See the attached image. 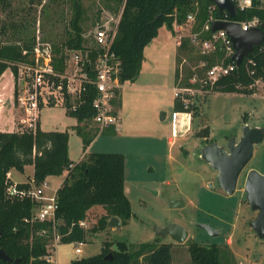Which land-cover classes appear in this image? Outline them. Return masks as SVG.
Returning a JSON list of instances; mask_svg holds the SVG:
<instances>
[{
  "label": "rangeland",
  "instance_id": "rangeland-1",
  "mask_svg": "<svg viewBox=\"0 0 264 264\" xmlns=\"http://www.w3.org/2000/svg\"><path fill=\"white\" fill-rule=\"evenodd\" d=\"M121 1L81 0L84 37H91L89 34L104 10L119 14ZM194 3L197 5L198 2ZM73 7L72 0H6L4 7L0 8V20L8 23V35L4 39L7 42L20 39L22 43L30 35L34 36L35 42L41 40L60 44L66 39V30L70 28ZM168 29L166 25L159 29L157 43L165 44L167 40L163 35L166 34L171 38L173 47L175 38ZM199 30L198 22H187L178 33L184 36L183 40H190V33ZM153 46L158 47L157 44ZM166 47L169 48L170 44L166 43L164 48ZM32 53L33 51L31 55ZM203 54L191 40L187 47L179 51L180 85H187L190 75L196 72L205 76L208 62L206 66L202 64L207 61L200 58ZM171 57L173 64L171 59L170 70L164 72L172 77L171 81H167V75L160 81L151 82L166 83L173 88L177 60L173 54ZM163 67L166 69L164 63ZM163 67L161 65V69ZM14 77V72L9 67L1 79L9 81L13 78L14 81ZM5 92H8L7 88ZM117 100L118 97L114 104ZM173 104L171 90L157 91L124 86L121 101L125 117L122 124L124 131L118 135L98 133L94 143L91 142L92 148L88 153L121 152L125 155V186L133 215L126 224L120 220L119 227L107 226L98 230V220L104 210L101 206L92 207L87 216V242L78 245L59 243L53 250L52 240L48 245L51 251L49 255H53L54 260L50 257L51 262L70 264L74 259L98 254L106 241L112 242L113 248H117L119 241H125L133 248L140 243L156 241L172 244V264H193L189 252L191 242L224 245L231 238L232 247L228 245L230 258L233 256L232 264H264V238H259L250 225L258 211L251 208L245 191V182L251 170L255 169L264 174V141L255 146L254 156L242 171L234 194H228L222 189L218 172L200 157L201 149L207 143L218 142L226 145L230 137L239 138L242 135L245 124L264 125V82L254 87L250 94L211 91L191 97L188 107L192 122H187L184 128L180 121V126L177 121H173ZM13 106L14 117L20 124L22 112L15 104ZM7 112L12 113V110L8 109ZM39 122L42 130L69 132L72 159L78 162V158L84 153V144L82 136L75 128L78 121L67 113V107L63 103L43 106ZM87 126L94 130L99 129L94 120L89 121ZM207 128L209 132L204 133ZM169 137H173V141ZM30 176L31 169L28 168L24 173L17 172L14 178L27 181ZM64 178L63 175L50 176L49 186L44 190L45 195H53V187ZM172 200L184 202L175 207ZM169 223H178L187 229L189 237L185 242L178 243L170 236L156 234V227H164ZM199 223L211 224L220 234L210 235ZM78 246L82 248L81 253L75 250Z\"/></svg>",
  "mask_w": 264,
  "mask_h": 264
},
{
  "label": "trees",
  "instance_id": "trees-1",
  "mask_svg": "<svg viewBox=\"0 0 264 264\" xmlns=\"http://www.w3.org/2000/svg\"><path fill=\"white\" fill-rule=\"evenodd\" d=\"M72 1L73 15L69 22L70 28L66 30V39L60 44L52 43L53 63L59 71L65 69L67 49L90 48L92 58L96 56V50L89 45L92 39L84 37L81 0ZM194 2H198L197 5ZM5 3L6 0H0V8ZM210 4L212 2L209 0H122L118 32L112 45L113 52L121 61L118 74L121 82L135 81L139 76L145 46L158 35L163 25L174 30L175 23H184L187 15L196 11L198 27L201 28L208 17ZM220 13L222 12L218 14ZM253 17H259L263 21L261 28L264 30V9L260 8V0H253L252 7L246 10L239 9L233 19L244 21ZM7 26V22L0 20V77L7 68L10 67L17 74L20 63L32 61L31 51L36 43L34 36L30 35L22 43L20 39L5 41ZM209 35L207 33L204 36ZM189 42L185 38L180 51ZM24 50L27 51L26 54ZM223 54L218 50L211 55L203 54L200 58L207 60L210 67L221 60ZM247 58L236 70L239 76L234 72L220 79L215 83L213 91L252 93L253 89L237 88L236 84L241 82L249 85L254 82L255 77L264 76V53L257 56L258 74L255 77L245 73ZM96 96V88L88 85L82 96V103L76 110H70L68 102L65 105L67 113L77 119L75 128L83 139L84 157L78 162L70 158L67 130L44 131L38 123L35 131L19 128L11 132L0 131V250L4 249L10 257L19 259L18 264H55L47 259L51 253L48 245L52 243L55 227L49 221L30 220L42 202L30 195H11L9 188L12 185H16L18 191H30L34 186L43 184L49 176L66 172L55 194L58 203L56 215L60 220L56 226L61 237L59 243L87 242V229L80 225V221L87 218L94 206H101L104 210L98 220V230L105 229L112 216L119 217L126 224L133 215L131 201L125 190V155L121 152H86L99 133V129L87 126L96 115L93 106ZM49 105L55 104L51 102ZM174 110L191 112L190 107L186 108L178 99L174 101ZM108 128L102 132H114ZM205 132L208 133L209 129H205ZM29 164L34 165V173L27 181H14L10 178L9 172L12 169L24 173ZM112 246V242H103L100 253L74 259L70 264H172L171 243L144 242L133 248L127 242L119 241L117 248ZM189 252L193 264H232L233 256L230 258L228 244L191 242ZM0 264L13 263L0 258Z\"/></svg>",
  "mask_w": 264,
  "mask_h": 264
},
{
  "label": "built area",
  "instance_id": "built-area-1",
  "mask_svg": "<svg viewBox=\"0 0 264 264\" xmlns=\"http://www.w3.org/2000/svg\"><path fill=\"white\" fill-rule=\"evenodd\" d=\"M231 1L236 6L237 12L239 9L243 11L253 5V0ZM260 8L264 9V0H260ZM121 12L116 15L104 10L100 19L96 21L89 34L92 39L89 45L92 49L96 50L95 58H92L90 48H86L85 50L67 49L65 69L63 71L56 70L54 67L52 43L37 40L32 50L33 60L28 63H20L18 65V73L14 74L17 77H14L12 101L22 112L19 129L35 131L38 127L42 107L51 102L54 104L63 103L64 105L68 102V108L72 111L76 110L82 103V96L87 90L88 85H93L97 91V96L93 101V106L96 109V115L93 120L98 124L99 130L102 131L111 126H115L116 128L119 126L120 117L114 108V100L119 96L123 83L118 75L121 61L113 52L112 45L118 32ZM219 12L223 14H218ZM233 18L227 10L222 11L212 2L208 6V17L200 30L192 32L188 36L201 49L202 53L210 55L220 50L224 54L221 60L210 67L206 66L207 61L202 63L206 66L205 76H200L196 72L190 75L187 85L182 86L179 83L174 88L175 99L181 100L186 107L189 106L191 97H196L197 94L211 93L215 83L220 79L234 72L239 76L236 70L241 65L238 66L234 58L236 51L231 37L226 29L213 31V23L216 21L237 22L243 30H249L254 27L261 28L263 21L259 17H253L244 21H237ZM187 22L190 24L197 22L196 11L189 13L184 23L177 25V31H182ZM207 33L210 35L205 37L204 35ZM183 37L181 33L177 36L179 46L182 45ZM255 49L258 50L255 51ZM23 52L27 53L26 50ZM250 53L253 54L248 57ZM250 53L245 57H248L245 62V73L250 77H255L258 74L257 56L264 53V41ZM263 82L264 76H258L254 78V82L251 84L243 85L239 82L236 84V87L253 89ZM181 113H185V116L188 115L186 112L176 111L173 118L174 122L177 121V115ZM176 129L175 124V132ZM47 186V182H44L40 186H34L30 191H18L16 185H12L9 188V192L11 195H30L32 198L42 202V205L37 208L30 220L49 221L53 224L55 232L52 240H54L53 250H55L61 238L60 234L56 231V226L60 221L56 215L58 203L55 196L56 191L51 196L45 195L44 190ZM80 225L87 229L89 226L87 218L81 220ZM78 244L81 243H76V245ZM75 250L78 253L82 252V248L79 246ZM47 257L50 260L51 256L48 255Z\"/></svg>",
  "mask_w": 264,
  "mask_h": 264
},
{
  "label": "water",
  "instance_id": "water-1",
  "mask_svg": "<svg viewBox=\"0 0 264 264\" xmlns=\"http://www.w3.org/2000/svg\"><path fill=\"white\" fill-rule=\"evenodd\" d=\"M209 1L214 2L222 11L227 10L232 18L235 17L237 8L231 0ZM219 29H226L231 37L236 51L234 58L238 66L256 46L264 41V30L260 27L243 30L237 22H214L212 30ZM263 141L264 125L245 124L239 138L230 137L226 145H220L218 142L207 144L202 147L200 157L218 172V181L222 189L228 194H234L242 171L254 156L255 146ZM245 191L251 208L258 211L257 217L250 222V225L259 238H264V174L255 169L251 170L247 175ZM183 202V200H172L175 207ZM120 225L121 221L117 216H112L108 222L109 227ZM199 226L212 236L220 234V231L214 229L211 224L199 223ZM155 230L157 235L170 236L178 243L185 242L189 237L187 229L178 223H169L164 227H156ZM0 258L13 264L19 263V259H13L4 249L0 250Z\"/></svg>",
  "mask_w": 264,
  "mask_h": 264
},
{
  "label": "crops",
  "instance_id": "crops-1",
  "mask_svg": "<svg viewBox=\"0 0 264 264\" xmlns=\"http://www.w3.org/2000/svg\"><path fill=\"white\" fill-rule=\"evenodd\" d=\"M177 25H178V23L174 24V30L168 29L170 31V33L172 32L171 34H173V36L175 38V44H174L173 47L171 46V44H173L170 41L171 38L168 35H166V34H165V36L163 35V38L165 40H167L166 43H169L170 47L169 48L168 47L164 48L166 43L162 44V45L160 43H157V40L159 38V33L152 41H150L145 46V49H144V60H143V63H142V67H141V71L139 73V76L135 79V81H126V82H124L122 84V88L120 90L117 103L114 104V108L118 112L119 117H120V119H119L120 124H119V126L117 128L115 126L109 127L108 129L114 130V132H109V133H113V134L117 133V135H118V134H122V131H124V129H122V124H123V121H124L125 117H124L123 109L121 108V101H122V97H123V88H124V86L126 87V85H130L131 87L138 86V88L148 89V90H157V91H159V90L160 91H170L171 90L172 94H173V103H174L175 97H174V92L173 91H174V88L176 86H178L179 83H180L179 82L180 79H179V77H177V71L179 69V64L178 63H179V56H180L179 55L180 46L177 43V36L179 34L178 31H177V29H178ZM153 44H157L158 47H154L155 45L153 46ZM172 54H173V56H176V60H177L176 70H175V83L173 85V88L168 86L169 84H166V83L158 84V83L151 82V81H154V80L155 81L156 80L160 81V79H162L163 76L166 77L168 75V74H166L164 72L170 70L171 59H172V64H173V57H171ZM163 63L165 64L166 69L163 67ZM161 65H162L163 69H161ZM171 71H172V75H173V70H171ZM168 76H169V79H167V81L169 80V82H170L172 77L170 75H168ZM1 78H2V76L0 77V131H10L11 132V131L16 130V128H18L20 126V124L16 122V119L14 117V110H13L14 106L12 104L13 103L12 96H13L14 81H13V78L11 80H9V81H5V80H3ZM138 80H139V82H137ZM128 82H131V83L129 84ZM6 88H7L8 92H5ZM5 95H6V97H5ZM7 103H9L8 106H7ZM10 103H11V105H10ZM8 109L12 110V113L7 112ZM175 112L176 111L174 110V104H173V112H172L173 113L172 114L173 118H174V113ZM184 112H186V111H184ZM186 113L188 114L187 116H185V113H181V114L177 115V118H176L177 121H181V124H182L183 128L186 126V124L188 122V116H189V122L190 121L192 122L191 113L190 112H186ZM20 118H21V116H20ZM178 125L180 126V123ZM127 131H129V130H127ZM101 132L102 131L99 130V133H101ZM96 139H97V137L94 138L92 143H94V141ZM169 140L173 141V137H169ZM90 145L87 147V153L92 148V145L91 146ZM69 155H70V158L72 159L71 150H70V144H69ZM83 155H84V153H83ZM82 156H80L77 161H80L83 158ZM73 161H76V160H73ZM28 168L31 169V175L33 176L34 165L33 164L27 165L26 168H25V172L28 170ZM17 172H19V171L15 170V169H12L9 172V175L11 176V178L14 181H22V180L14 178V175ZM62 175L65 176L66 172L64 174H62ZM62 175H59V176H62ZM32 176H30V177H32ZM49 177L45 181V182H47V184H48V181H49ZM63 180L64 179H62L58 183L56 182L57 186L53 187V191H56V189L60 186V184L63 182ZM48 186H49V184H48ZM48 186H47V188H48ZM125 190H126V193H127L126 186H125ZM231 241H232L231 238H228L225 243L229 244L232 247ZM227 242H229V243H227ZM51 259L53 260V255H52Z\"/></svg>",
  "mask_w": 264,
  "mask_h": 264
},
{
  "label": "bare ground",
  "instance_id": "bare-ground-1",
  "mask_svg": "<svg viewBox=\"0 0 264 264\" xmlns=\"http://www.w3.org/2000/svg\"><path fill=\"white\" fill-rule=\"evenodd\" d=\"M177 123L179 124L180 122H179V121H177ZM176 128H177V126H176Z\"/></svg>",
  "mask_w": 264,
  "mask_h": 264
},
{
  "label": "flooded vegetation",
  "instance_id": "flooded-vegetation-1",
  "mask_svg": "<svg viewBox=\"0 0 264 264\" xmlns=\"http://www.w3.org/2000/svg\"><path fill=\"white\" fill-rule=\"evenodd\" d=\"M210 143H213V142H210ZM210 143H207V144H210ZM207 144H206V145H207Z\"/></svg>",
  "mask_w": 264,
  "mask_h": 264
}]
</instances>
